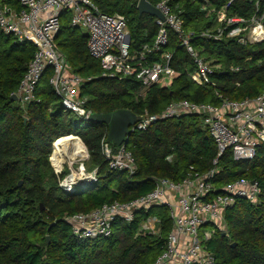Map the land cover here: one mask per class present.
Instances as JSON below:
<instances>
[{"label":"trees","instance_id":"1","mask_svg":"<svg viewBox=\"0 0 264 264\" xmlns=\"http://www.w3.org/2000/svg\"><path fill=\"white\" fill-rule=\"evenodd\" d=\"M149 1L157 5L161 0ZM258 1L259 14L264 15V0L170 3L174 11H181L184 30L200 34L219 26L218 14L223 10L229 16L250 19ZM95 2L103 13L126 16L133 52L154 42L159 31L156 17L140 14L137 0ZM211 9L215 11L209 12ZM169 38L166 50L173 53L174 75L151 86L142 85L134 77H103L100 62L90 55L87 35L73 28L65 15L56 43L73 71L86 78L80 92L86 98V108L99 113L130 109L141 117L146 113L160 114L177 100L219 104V96L242 101L262 93L264 41L242 44L239 37L194 38L195 49L215 69V84L205 86L188 75L197 66L181 45L179 35L169 29ZM35 50L28 42H16L0 28V264H154L173 228L166 206L139 212L132 223L118 218L112 234L98 238H79L66 218L145 195L154 189L155 178L180 181L189 172L206 173L214 167L218 153L209 129L200 116L191 115L160 120L146 130L135 129L127 148L135 157L136 172L111 170L101 151V141L108 134L106 125L64 111L61 98L50 83L51 68L39 84L36 101L22 106L12 99ZM150 60L161 61V57L153 54ZM72 134L87 146V167L99 168V181L91 189L67 194L59 187L50 157L55 143ZM217 168L212 180L217 190L248 178L259 182L261 193L257 203L240 198L226 211L227 232L216 231L208 243L209 249L220 264H264V143L250 160H236L230 150L226 151ZM151 216L159 219L160 233L138 234L142 222Z\"/></svg>","mask_w":264,"mask_h":264},{"label":"built area","instance_id":"2","mask_svg":"<svg viewBox=\"0 0 264 264\" xmlns=\"http://www.w3.org/2000/svg\"><path fill=\"white\" fill-rule=\"evenodd\" d=\"M170 1L161 0L155 5L165 18H156L159 31L154 42L133 52L126 16L101 12L95 0H15V4L0 0L1 30L16 42H28L36 49L15 93L18 101L22 106L36 101L39 84L51 68L53 76L50 83L61 98L64 111L88 120L91 110L85 106L86 98L80 95L86 78L73 71L67 56L56 43L66 13H70V25L86 33L90 55L100 62L103 77H134L144 86H151L164 77L174 75L173 53L166 50L170 39L169 29L179 35L181 45L197 66L188 75L195 83L205 86L215 84L212 80L215 69L195 49L192 44L194 38L205 36L220 40L239 37L242 44L264 41V15L259 14V1L256 3V13L250 19L229 16L223 10L218 14L219 26L200 34L184 30L181 11H174ZM208 6L207 2L205 8L208 9ZM213 11L215 9L209 10ZM153 54L160 55L161 61L150 60ZM219 97V104L186 99L173 101L160 114H144L132 127V131L146 130L160 120L183 115L200 116L217 144L218 153L213 168L201 174L191 167L193 172L180 181L155 178L154 189L145 195L128 202L104 204L89 213L69 216L66 221L73 233L81 239L109 236L118 218L132 223L139 212L166 206L170 210L173 228L154 264H220L209 249V241L216 231L226 234V211L234 207L240 198L257 203L261 187L256 180L241 178L218 192L212 180L218 172L219 159L226 151L230 150L236 160H250L264 143V89L256 98L242 101ZM83 146L84 151L75 153L73 157L60 156L56 162L50 158L59 178V187L67 194L91 189L99 181V168L88 169L90 152L84 142ZM101 151L111 170L130 174L136 172V160L127 144L115 147L104 136ZM159 224V219L151 216L142 222L138 234H159Z\"/></svg>","mask_w":264,"mask_h":264},{"label":"water","instance_id":"3","mask_svg":"<svg viewBox=\"0 0 264 264\" xmlns=\"http://www.w3.org/2000/svg\"><path fill=\"white\" fill-rule=\"evenodd\" d=\"M137 8L140 14L146 13L156 18H165L162 12L149 0H140ZM12 99L18 101L17 95L13 94ZM140 119L141 117L130 109H117L105 113L91 111L88 117L89 121L105 124L108 130L107 139L117 146L128 144L132 127L135 126ZM25 120L27 119L25 118ZM21 184L22 181H20V185ZM221 190H218V192ZM41 207L43 208V205H41ZM49 241L50 236H48V242ZM236 244L237 243H233L232 245L236 246Z\"/></svg>","mask_w":264,"mask_h":264},{"label":"bare ground","instance_id":"4","mask_svg":"<svg viewBox=\"0 0 264 264\" xmlns=\"http://www.w3.org/2000/svg\"><path fill=\"white\" fill-rule=\"evenodd\" d=\"M82 151H84L83 142L74 134L62 137L55 143L53 148L55 160L60 156L73 157L75 153H80Z\"/></svg>","mask_w":264,"mask_h":264},{"label":"rangeland","instance_id":"5","mask_svg":"<svg viewBox=\"0 0 264 264\" xmlns=\"http://www.w3.org/2000/svg\"><path fill=\"white\" fill-rule=\"evenodd\" d=\"M69 18H70V13H66V14H65V19H69ZM53 148H54V147H53ZM53 156H55V155H54V152H53V154H52V157H53ZM50 158H51V157H50ZM53 158H54V157H53ZM56 160H57V159H56ZM52 161H54V160L52 159ZM52 165H53V164H52ZM53 168H54V166H53ZM54 171H55V169H54ZM55 173H56V172H55ZM209 228H212V227H209ZM201 234H202V233H201Z\"/></svg>","mask_w":264,"mask_h":264},{"label":"crops","instance_id":"6","mask_svg":"<svg viewBox=\"0 0 264 264\" xmlns=\"http://www.w3.org/2000/svg\"><path fill=\"white\" fill-rule=\"evenodd\" d=\"M70 21V20H69ZM85 33V32H84ZM86 34V33H85ZM97 60V59H96ZM82 89V88H81ZM80 92H81V90H80ZM85 98V97H84Z\"/></svg>","mask_w":264,"mask_h":264}]
</instances>
